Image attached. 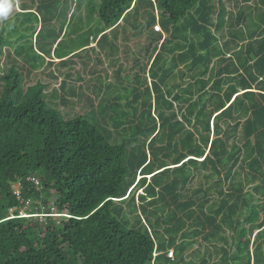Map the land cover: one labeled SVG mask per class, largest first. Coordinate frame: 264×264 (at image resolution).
Returning <instances> with one entry per match:
<instances>
[{
    "label": "trees",
    "instance_id": "16d2710c",
    "mask_svg": "<svg viewBox=\"0 0 264 264\" xmlns=\"http://www.w3.org/2000/svg\"><path fill=\"white\" fill-rule=\"evenodd\" d=\"M85 1L0 0V264H264V0Z\"/></svg>",
    "mask_w": 264,
    "mask_h": 264
},
{
    "label": "rangeland",
    "instance_id": "374dc122",
    "mask_svg": "<svg viewBox=\"0 0 264 264\" xmlns=\"http://www.w3.org/2000/svg\"><path fill=\"white\" fill-rule=\"evenodd\" d=\"M232 2V1H231ZM91 3V0H86L84 3V7L82 9V14L83 16L85 15V9L89 7ZM229 10L234 11V9L232 8L233 3L228 4V2H226ZM11 13H16L19 12V9L16 7H12L10 9ZM13 19V18H12ZM145 40L144 36H140V37H135L132 36L131 40H130V46L134 47V45L142 42ZM93 45L92 47H94V49H96V52L99 53L100 49L96 47V41L92 42ZM13 48V47H12ZM11 48V49H12ZM85 57H88V52L84 54ZM126 54L121 53L120 57H121V63L128 65L129 66V62H127L124 58H125ZM101 58L102 62L98 63V58ZM75 65L73 67L72 73H73V78L72 80H68V84L69 86L72 87H76V88H82V91L90 98H95V88H94V84L95 82H93V79L95 80V78H97L98 76H101L103 79L106 78L107 75L110 76L111 80L114 81V73L115 70H113L110 67L109 61L108 59L101 53L99 56L98 54H91V58L90 59H77L75 61ZM59 68H48L47 65H45L44 67H40L35 73L34 75L31 77V82L29 83L30 85H35L38 81L42 82L43 84H45L47 86L46 89V94H53L54 91H56L58 94L60 93V85L61 82L65 79L64 75L65 74H61V72L59 71ZM94 70H96L95 75L94 73H92ZM69 70H62V73L68 72ZM52 74L55 76H52ZM123 76H126V72L123 73ZM80 78V79H79ZM58 98H56L55 96H47L46 98V103L48 105H51L52 108H54L55 110H57L60 114L62 115H66V114H70L73 115L75 113H85L87 111L90 110L88 102L86 101V99L84 100H80L78 101L77 98H72L69 97V99L73 102H77L78 103L76 105H70L69 107H63L60 103V100H57ZM26 215V212L23 214ZM54 217H58L57 214L53 215ZM24 217H27L24 216ZM29 217V216H28ZM38 220L40 222L43 221V215H39L37 216ZM58 219V218H57Z\"/></svg>",
    "mask_w": 264,
    "mask_h": 264
},
{
    "label": "built area",
    "instance_id": "2783aa9c",
    "mask_svg": "<svg viewBox=\"0 0 264 264\" xmlns=\"http://www.w3.org/2000/svg\"><path fill=\"white\" fill-rule=\"evenodd\" d=\"M154 29H155V31L156 32H163L162 31V28H161V26H160V24H157L155 27H154ZM32 180V182L35 184V186L37 187V188H39L40 187V182L37 180V179H31ZM14 194H15V196L17 197V199L18 200H21L22 199V195H21V191H22V184L21 183H17L15 186H14ZM22 204H24L25 205V208H29L30 206H31V200H27V201H25V200H23L22 201ZM25 212H22L21 214L23 215ZM24 216H26V215H23V217ZM28 217V216H27ZM168 258L169 259H174L175 258V255H174V251L172 250V251H170L169 253H168Z\"/></svg>",
    "mask_w": 264,
    "mask_h": 264
}]
</instances>
